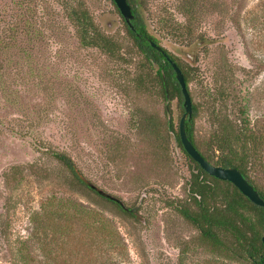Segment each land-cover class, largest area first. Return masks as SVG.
Returning a JSON list of instances; mask_svg holds the SVG:
<instances>
[{"label":"rangeland","instance_id":"1","mask_svg":"<svg viewBox=\"0 0 264 264\" xmlns=\"http://www.w3.org/2000/svg\"><path fill=\"white\" fill-rule=\"evenodd\" d=\"M186 1L139 0L151 35L188 72L199 150L216 158L224 136L225 152L245 148L263 192L264 0H188L191 24ZM84 2L121 57L82 47L56 0H0V264H248L202 246L166 207L187 196L189 166L169 132L179 103L154 85L136 90L140 58L115 7ZM233 125L250 132L246 147ZM47 150L133 215L78 185Z\"/></svg>","mask_w":264,"mask_h":264},{"label":"trees","instance_id":"2","mask_svg":"<svg viewBox=\"0 0 264 264\" xmlns=\"http://www.w3.org/2000/svg\"><path fill=\"white\" fill-rule=\"evenodd\" d=\"M56 1L63 7L66 20L74 29L75 37L82 47L99 50L108 58L115 59L122 56V45L96 23L84 0ZM109 1L121 18L126 34L131 41V49L140 58V71L137 72L134 79L136 90L140 93H147L154 85L159 88V93L165 101L176 99L183 113L182 95L175 79L174 71L165 57L153 49L148 42V40H151L159 45V41L151 35V31L142 16L141 3L139 0H127L134 15L133 29H131L124 22L112 0ZM183 4L181 13L188 24H191L195 19L194 5L189 3L188 0ZM188 24L183 29H188ZM165 52L180 68L188 88V72L179 62V58L167 50ZM219 96L222 97V92L219 93ZM209 97L213 100V105L216 98L213 94H209ZM198 109V106L192 102V118L185 123V131L190 142L205 160L210 163L214 160L213 165L233 167L239 170L264 200V191L258 190L247 176L246 161L249 155H246L245 148L240 156L231 150L230 152L229 150L225 152L228 140L224 136L219 137L218 146L215 149V151L220 153L219 156L215 158L214 155L207 156L201 153L194 134V123ZM235 129L238 132L236 139L239 138L242 145L246 147L247 141L251 138L250 132L245 127L238 129L236 125H233L231 130L235 131ZM169 132L176 146L187 159L189 178L186 182V198L184 200L166 199V207L175 211L182 219L195 228L199 234L202 246L209 248L210 251L238 258L248 264H264V245L261 241L264 236V208L253 205L230 183L220 181L206 174L183 150L178 137V128L175 131L171 124ZM47 152L70 172L78 185L102 196L95 188H91V184L81 175L71 158L61 152L51 150H47ZM106 199L123 213L133 215L132 211L124 210L117 203L108 198ZM46 208L43 207L40 216L47 218L50 215V210Z\"/></svg>","mask_w":264,"mask_h":264},{"label":"water","instance_id":"3","mask_svg":"<svg viewBox=\"0 0 264 264\" xmlns=\"http://www.w3.org/2000/svg\"><path fill=\"white\" fill-rule=\"evenodd\" d=\"M117 10L119 11L124 22L133 29L132 22L134 21V15L132 14V9L128 4L127 0H112ZM150 46L162 54L166 61L170 64L172 70L175 74V79L179 85L180 92L182 95V108L183 113L180 117L178 124V137L185 153L198 164L201 170H203L209 176L218 179L220 181H226L233 185L244 197H246L253 205L264 208V200L260 197L258 192L253 188V186L243 177L239 170L233 167H221L216 166L205 160V158L200 154V152L194 147L187 137L185 131V123L190 121L192 118V100L189 94L184 76L180 68L176 63L168 56L165 50L154 43L151 40H148ZM169 123V122H168ZM94 189V186H91ZM103 197L110 199L111 201L120 205L124 210H127L123 207L122 203L110 197L108 194L99 192ZM264 245V236L261 239Z\"/></svg>","mask_w":264,"mask_h":264}]
</instances>
